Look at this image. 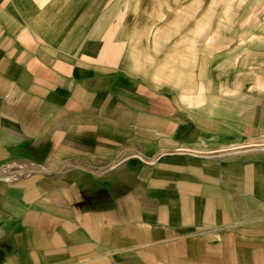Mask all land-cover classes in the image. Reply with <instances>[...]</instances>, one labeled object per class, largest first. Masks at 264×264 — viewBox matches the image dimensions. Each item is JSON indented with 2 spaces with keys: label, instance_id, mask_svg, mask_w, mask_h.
Returning a JSON list of instances; mask_svg holds the SVG:
<instances>
[{
  "label": "crops",
  "instance_id": "crops-1",
  "mask_svg": "<svg viewBox=\"0 0 264 264\" xmlns=\"http://www.w3.org/2000/svg\"><path fill=\"white\" fill-rule=\"evenodd\" d=\"M142 1L0 0V264H264V6Z\"/></svg>",
  "mask_w": 264,
  "mask_h": 264
},
{
  "label": "rangeland",
  "instance_id": "rangeland-1",
  "mask_svg": "<svg viewBox=\"0 0 264 264\" xmlns=\"http://www.w3.org/2000/svg\"><path fill=\"white\" fill-rule=\"evenodd\" d=\"M125 2L126 1H124V3ZM141 2L143 4V1L142 0H141ZM163 2L164 1H162V0H153L151 2V4H152L153 7L159 8V5L162 4ZM243 2H245V1L241 0V3L242 4H246V5H244L245 11L246 12H249L250 14L253 13L254 11L259 10L260 8H262L264 6V0H247L245 3H243ZM183 3H186L187 4L188 2H182V1L173 2V0L172 1L169 0L168 1V8H170V6H169L170 4H172V5L174 4V6H172V7H177L178 6L179 8H181V4H183ZM176 4H177V6H176ZM192 35L193 34L190 33V32H185V33L182 34V36H181L182 38L181 39L190 40L191 37H192ZM160 36H163L164 37V36H167V35L166 34H160V33H154V32L151 33V37H152L153 40H160ZM168 36H169L168 37V40H170V39L173 40L175 38L174 37V34L168 33ZM170 37H173V38H170Z\"/></svg>",
  "mask_w": 264,
  "mask_h": 264
},
{
  "label": "bare ground",
  "instance_id": "bare-ground-1",
  "mask_svg": "<svg viewBox=\"0 0 264 264\" xmlns=\"http://www.w3.org/2000/svg\"><path fill=\"white\" fill-rule=\"evenodd\" d=\"M263 144V143H262ZM264 145V144H263ZM17 166V165H16ZM24 169V168H23ZM16 170V169H15ZM20 171V170H19Z\"/></svg>",
  "mask_w": 264,
  "mask_h": 264
}]
</instances>
